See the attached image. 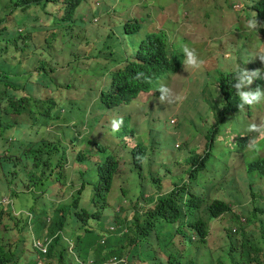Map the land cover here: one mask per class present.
I'll list each match as a JSON object with an SVG mask.
<instances>
[{
    "label": "rangeland",
    "instance_id": "1",
    "mask_svg": "<svg viewBox=\"0 0 264 264\" xmlns=\"http://www.w3.org/2000/svg\"><path fill=\"white\" fill-rule=\"evenodd\" d=\"M17 1L0 0L2 28L8 29L12 40L17 39L21 32L30 31L33 34L32 41L24 49L14 46L7 48L8 37H0V95L5 90L3 83L9 89H17V98L25 94L35 95L44 102L52 91L58 108L53 113V119L47 121L44 118L47 107L33 113V117L38 119L36 126H32L30 119L15 116L4 117L1 122L9 128L0 130V202L9 199L10 205L0 206V246L4 251L14 254L13 262L34 263L31 236L27 228L23 227L25 210L32 209L41 214L45 207L51 212L57 203H64L75 196L82 182L90 183L83 193L82 203L85 207L88 206L86 198L94 195V186L99 183V178L93 162L87 161L88 171L76 177L71 174L72 162L65 164L67 169H63V172L59 171L63 166L54 168L57 155L51 156L50 165L45 169L44 162L47 154L52 153V147L45 146L41 154L37 152L41 148L38 143L73 140L74 128L80 132L83 126L87 128L86 132L96 130L92 136L83 133L85 141L110 146L109 154L120 159L121 163L120 175L114 179L108 197L109 206L101 211L102 220L96 222V229L109 224L120 206H132L137 202L142 213L153 207V204L142 205L137 198L140 193L154 195L158 192L153 179L159 178L163 181L164 191H168L170 185H186L192 193L206 196L208 203L218 196L217 190L223 186L219 196L223 197L227 190L230 191L226 199L230 202L236 198L235 192L241 199L237 212H248L247 220L240 228L244 233L238 237L231 234L238 225L235 212L221 217V229L218 226L211 228L207 244H188V236H178L173 248V252L180 257L177 264H242L240 254L247 239L263 249L264 176L256 172L247 174V165L264 159V139H259L257 150L251 151L248 143L246 148L240 149L234 137L243 135L249 141L256 135L248 132L247 128L253 122L264 121V99L231 115L222 124V98L217 85L221 74L235 72L238 67L260 69L264 75V63L258 57L254 58L257 48L264 47V38L259 31L247 28V21L253 13L251 7L262 0H98L102 5L98 13H93L91 5H83L76 14L77 21L69 25L57 23L65 15L63 0L52 5L43 2L37 6L41 11L47 8L48 14L34 9L36 5L26 12L17 11ZM83 11L88 13L86 22L81 16ZM51 15L54 18L52 22ZM93 18H98L97 25L93 24ZM136 21L141 30L125 35L124 25ZM159 32L165 34L169 59H172L170 56L175 51L184 54L183 49L187 47L195 50L204 64L200 70L187 72L182 68L178 74L168 75L161 80L159 85L167 84L179 94L181 99L178 102L159 104L157 88L150 94L139 95L131 104L138 111L146 110L145 113L141 112L140 119H137L136 110H127L132 119L127 134L129 138L133 136L129 145L139 143L145 149L140 168H137L133 163L132 149L126 147V143L119 138L121 136L106 131L99 94L109 86L110 71L122 69L131 61L129 56L133 54L128 56L126 50L133 48L136 53L147 34ZM38 73L45 76L40 79V83L35 84L31 93L27 91L26 85H32ZM3 75L8 80H3ZM257 86L264 91V79L254 80L249 89L254 90ZM114 111L118 113L120 109ZM105 115L110 117V113ZM171 121H176L174 127L170 126ZM217 128L220 137L217 135L218 140L210 149L211 154L205 162L206 169L200 171L190 185L191 157L204 154L207 150V135ZM177 144L180 148L176 147ZM59 150L61 152L63 149ZM94 155L102 163L107 157L97 152ZM52 169L63 174L54 173L49 177ZM34 178L37 181L43 179L44 185L48 187V195L40 194L42 190L34 187L30 192H25V187L39 184ZM54 178L68 187L51 193ZM11 193L16 194L12 196ZM208 203L203 205L204 210ZM236 203L234 201L233 205ZM7 208L16 213L21 212L18 216L20 221L13 223V227L7 223L12 220ZM201 215L203 219H208L207 212ZM22 227L24 233L14 231Z\"/></svg>",
    "mask_w": 264,
    "mask_h": 264
},
{
    "label": "trees",
    "instance_id": "2",
    "mask_svg": "<svg viewBox=\"0 0 264 264\" xmlns=\"http://www.w3.org/2000/svg\"><path fill=\"white\" fill-rule=\"evenodd\" d=\"M56 1V2H55ZM89 0H63L65 6V15L63 19L58 20V24H74V17L76 16L77 10ZM42 2L48 4L57 3V0H18L15 5V9L18 11L26 12L30 10L33 5H40ZM253 12H256L258 18L264 20V0L256 4L253 7ZM58 17V16H57ZM7 20V19H6ZM54 20L51 15L50 22ZM8 22V21H7ZM141 28L134 26V24H127L124 27L126 35L137 33ZM259 34L264 38V29L259 30ZM32 32H22L17 39H11V33L8 29L2 28V22H0V37L7 36L6 47L12 46L16 48H27L29 42L32 41ZM164 33L159 32L158 34L149 33L145 36L144 40L139 44L138 49L130 62L122 68L121 71H116L111 74V93L102 94L100 97V106L104 109H112L121 105H128L131 103L140 93H150L158 83L165 79L168 75H176L182 69L181 62L184 59V54L181 51H175L168 58V46L164 37ZM45 74L36 76V79L32 81V85H26V89L29 92L34 91L36 83H40V79ZM235 72L221 74L217 80L218 89L222 97V112H221V123H225L231 115L240 112L238 108L239 97L237 91L232 87L235 83ZM32 75L29 79L31 80ZM3 80H8L7 76H2ZM2 82V81H1ZM4 93L0 95V130L9 128L8 126L2 125L1 122L4 117H21L27 118L32 121V126L38 124V119L33 117V113L39 112L40 108L47 107V111L44 114L45 120L53 119V113L57 110L58 106L54 101V93L47 97L46 101H41L40 97L35 95H27L17 98L18 94L16 88L12 87L9 89L6 83ZM46 87H49L48 85ZM48 89V88H47ZM247 106V105H246ZM245 106V107H246ZM219 132V128L212 131L208 136L209 143L207 144V154L204 157L201 164L198 165L197 170L191 171L190 175L196 176V173L205 167V161L209 159L210 149L214 146L216 140V134ZM248 137H241L238 141V146L241 149L247 147ZM39 145V143L37 144ZM49 144L43 143L41 148L37 150L41 154L42 147ZM94 145L97 147V151L100 154H105L107 157L104 163L98 165L99 169V183L96 185L95 202L106 205V200L111 189L113 177L118 170L119 164L115 157L109 154V150L101 147L98 144ZM142 146H137L133 151L135 163L137 157L141 152ZM91 152L88 150H81L77 152L76 160L79 162H85L91 157ZM193 164H197L196 160L193 159ZM37 165H39L37 163ZM260 176H264V159H258L248 164L247 173H252ZM84 173H80L82 176ZM85 185H82V188ZM80 194V192H79ZM189 199L183 204V195L179 196V193H174L160 200L156 207L149 210L146 213V220L144 224H140V216L136 215L135 220L130 226V234L123 236L122 238H112L108 241L106 246L98 247L96 254H94L95 263H103V258H109L116 254H123L124 250H127L125 245H128V249L136 245L138 240L146 239L150 234L154 233L158 247L153 251H150L145 258L138 256V250L132 251L131 260L138 258L141 262L157 260V256L160 252L165 251L171 246L175 245L174 235L172 230L167 231L162 237L163 224L168 226L179 223V231L183 232L184 223H182L185 217L190 219V226L197 232L201 239H205L208 235L207 224L202 219H199V211L202 205L206 202V199L195 193L188 191ZM179 196V197H178ZM231 210L230 205L226 202V198L214 199L209 207L208 211L212 218H219L224 213ZM75 212L80 222L87 226L91 219L101 220L102 216L98 214H89L85 210H80L79 199H74L72 205L70 203L59 204L54 210L53 214L50 215L48 223L43 221L42 218L46 217L45 212H41L40 217H37V221L34 222L35 233L40 234L46 230V233L50 235L56 234L62 230L67 221V217L70 213ZM237 218V217H235ZM1 220V217H0ZM36 220V217L34 218ZM159 225V226H158ZM184 233V232H183ZM244 230H242V233ZM185 234V233H184ZM245 237V236H244ZM264 238V234H263ZM99 239L98 234L91 228L87 227L84 230V234L79 237V243L76 250L81 259L85 260L88 257V250L91 246L95 245ZM66 244L58 237L52 246L49 248L48 258L57 259V264H68L66 258ZM103 257V258H102ZM14 254L10 252H4L0 247V264H13ZM240 260L242 264H264V248L261 249L251 243L249 239L244 240L242 245V253L240 254ZM220 264H223L220 262Z\"/></svg>",
    "mask_w": 264,
    "mask_h": 264
},
{
    "label": "clouds",
    "instance_id": "3",
    "mask_svg": "<svg viewBox=\"0 0 264 264\" xmlns=\"http://www.w3.org/2000/svg\"><path fill=\"white\" fill-rule=\"evenodd\" d=\"M57 2H58V0H57ZM40 5H36V7L33 6L32 8L35 7L34 9L40 10L39 8H37V6H40ZM83 5H91V10L93 11V13H98L100 11V9L102 8V5H101L100 1H98V0H96L95 2H92V0H89L88 2L84 3ZM255 5L256 4H254L251 7V11L253 10V7ZM63 6H64V4H63ZM78 10H77V12H78ZM41 12L48 14L47 8H45L44 11H41ZM81 16L83 17V21L86 22L87 21V17H88V13L87 12L81 13ZM258 20L261 21V22H264V20L258 18V15H257L256 12H253L252 13V18L247 21V28L249 30H253V31H257V32L259 31V29L263 30L264 28H262V27H264V24H261ZM74 21L75 22L77 21L76 16L74 17ZM98 23H99L98 18H93V24L97 25ZM127 24H134V26H138L139 27L137 21L135 23L128 22V23H126L124 25V27ZM126 52H127L128 56H129V54H133L132 56H129V60H132L133 56L135 55V50H133V48H129V49L126 50ZM183 52H184V59L181 62V64H182V68H183L184 71L188 72V71L193 70V69L194 70H200L202 68V66L204 64V61L198 58L195 50L185 47L183 49ZM256 57L259 58V61L261 63H264V47L257 48V50L255 52V55H254V58H256ZM123 63L115 65L114 68L122 65ZM121 70L122 69H117V70L115 69L114 71H110L109 74L107 73L109 75L110 83H109L108 88L105 89V92H100L99 100H100V97H102L101 95L103 93L104 94H110L111 93V74H113L116 71H121ZM234 79H235V83L232 84V87L236 89L237 95L239 97V101H240L239 104H238L239 110L242 111L246 107L258 104V103L261 102L262 99H264V91H262L259 86H257L254 90H250L249 89V86L253 84L254 80H256V79H264V75H262V72H261L260 69L247 70L245 68L241 69V68L238 67V68L235 69ZM159 83H158V85H159ZM158 85L152 91H154V90H156L158 88L157 91L159 92V96L157 97V102L159 104H169V105H171L173 103L178 102L181 99L179 94L175 93L173 88L170 87L169 85H167V84H160L159 86ZM150 93H140L139 95H141V94H150ZM139 95L137 96V98L139 97ZM137 98H135L128 105H121V106H118V107H115V108H112V109H104V108H102L103 111H104V114L102 116L104 118L106 131L108 133H110L111 135L121 136L119 138L126 143V147H130L132 149V157H133L134 165L137 168H140V162L142 160L141 157L144 155L145 149L139 143H137V144L135 143L132 146H130L129 142H130V140H131V138L133 136L131 138H129L130 136L127 134V133H129V128H130L129 126H130V123L132 122L131 117L128 116L127 110L134 109V107H132L131 104ZM116 109H120V111L118 113H115L114 110H116ZM123 111H125V113H122ZM141 112L145 113L146 110L137 111V116H138L137 119L141 118ZM105 113H110V117L108 118L105 115ZM124 120H126L127 123H125ZM134 123H135V121H134ZM106 124L108 126H110L109 129L106 126ZM175 125H176V121H171L170 122V126L171 127H174ZM86 131H87V128L85 126L82 127L80 132L77 131L74 128V134H75L76 138L74 137L73 140L64 139V141H61L60 139H58L57 142H55V143H45V144H49L48 147H52V153L51 154H47L46 161L44 162L45 169H47L48 166L50 165L49 161H50L51 156L52 155H57L56 156L57 159L55 160L54 168H55V166H56V168H61V166H63L61 169H59V171L63 172V169L66 170L67 169V165H65V164H70L72 162V165H71V171L72 172H71V174H74V175H76V177H78V176H80V173H86L88 171V168L86 166V162L90 161V162H93L94 165H96V170H97V174H98V178H99L98 165L100 164L101 160L97 159L96 156L94 155L95 152L98 153L97 147L94 145V143L98 144V145H100V144L96 143L95 141L91 142V140L85 141V138L83 136L85 133L88 136H92V135H94L96 133V130H92L90 132H86ZM247 131L250 132V133H255L256 134L253 137H251L249 139V141H248L249 150L255 151L258 148V140L259 139H264V121H261L260 123L253 122V123L249 124L248 128H247ZM217 135H219V132H217V134H216V140H218L217 139ZM219 137H220V135H219ZM241 137H246V136L240 135L239 138H241ZM239 138L238 137H234V139H235L234 141L238 142ZM74 140H75V142H74ZM215 141H214V143H215ZM208 143H209V140L207 138L206 147H207ZM39 145H43V143L42 144L39 143ZM139 145L142 146L141 147L142 150L139 153V156L137 157V161L139 160V163H137V162L135 163L134 156H133V151ZM45 146H47V145H44L43 147H45ZM100 146L104 147L105 149H108V150L110 149V146H107V145H103V146L100 145ZM176 147L180 148V145L177 144ZM59 148H62L63 150L60 152ZM81 150H88L92 154L91 157H89V159L87 161H85V162H79V161L76 160L77 152L81 151ZM207 150H208V148H207ZM207 150H205V152H204V154L202 156H196L195 155V156L191 157V165H192V170L191 171H193V170L195 171V170L198 169V165L202 163L204 157L208 153ZM210 153H211V151H210ZM193 159L196 160L197 164H193ZM116 160L118 161L119 167H118V170H117V172L115 173V175L113 177V181H112V185H111V189L109 191V194H110V192L112 190L114 179L120 175V169H121L120 159L116 158ZM34 167H36V165H34ZM205 169H206V167H204L201 170H199L196 173V176H194V177L189 174L190 182L188 184L191 185L192 184L191 181L195 180L197 175H198V173L200 171L205 170ZM59 171L56 172L54 169H52L50 171L51 173L49 174V177H52V174H54V173L62 175L63 173L62 172L60 173ZM247 174H249V173H247ZM42 175H43V173H41V176ZM69 179H70V177H69ZM37 182H39V184H35V186L33 185V186H30V187H25L24 188L25 192H30L32 187H34V188H39V189L42 190L40 192V194L48 195L47 191H46L48 187H46L44 185L43 179L40 180V181H37ZM153 182L158 186L157 187L158 192H156L154 195L147 194V193H140L139 197L137 198V200L139 199V201L141 202L142 205L146 206V204H150V205L153 204L154 205L153 207H150L147 211H145V213H142L138 209L137 202L135 204H133L132 206L131 205L120 206V207H118L116 209L115 214L113 215V217L110 218V223L107 224L105 227H103L101 229H96L95 224H96V222H100L102 220V218H101L100 221H98L97 219H91L89 221L88 225L84 226L80 222V220L77 218L75 212H72L67 217V221H66L65 227L62 230L58 231L56 234L50 235L49 233H46V230L42 231L40 234H36L35 233L34 222L37 221V217H40L41 214H37L32 209L25 210L24 211L25 223H24L23 227L27 228V232L30 233V236H31L30 244L32 245V248H33V250L35 252V255H34V258H33V261H34L33 264H57V259L56 258L55 259L54 258L53 259L48 258L47 255L49 253V248L52 246V244L54 243V241L58 237H60L62 239V241L66 244V247H67L66 248V254H67L66 258H67L68 264H96L95 263V258L93 256H94V254H96V252L98 250V247L106 246L108 241L110 239H112V238H122L123 236H125L127 234H130V226L134 222L136 215L140 216V224L143 225L144 221L146 220V213L149 210L154 209L156 207V205L160 202L161 199H163V198H165V197H167L169 195H172L174 193H179V196L183 195L184 196L183 197V204L186 203L187 196L189 195L188 191H190V190H188L186 185H170V188L168 189V191H164V185H163V181L161 179H159V178L153 179ZM83 184L85 186L82 188ZM216 184H220V183L216 182ZM216 184L214 185V187L216 186ZM70 185H71V183H70ZM86 185H90V183L82 182L79 185V188H78L79 190H77L75 192L76 195L72 196L69 201H66L64 203H70V205H72L73 200L77 198V199H79L80 210H85L89 214H98L99 217H100V216H102L101 211L105 210L109 206L108 198L106 200V205L104 207L102 206V204H97L95 202V193H96L95 187L96 186H94V195L92 197H87L86 198L85 202H86V204L88 206L85 207L86 205H83L82 201H83V193H84V191L86 189ZM196 186L200 187L199 185H196ZM64 187H68V186L65 185V184H62L61 181H59L57 178H54L53 182L51 183V188H52L51 193L55 192V190H59L60 188H64ZM222 188H223V186H220V188H218V190H217L218 191V196L216 198H214V199H222L223 200V197H225L226 199L229 198L228 195L230 194V191H228V190L226 191V193H225V195L223 197L219 196V193H220ZM248 188L251 191V186H249ZM212 189H213V187H212ZM209 190H211V189H209ZM121 191H123V190H121ZM79 192H80V194H79ZM11 194L13 196L16 193H11ZM234 195L236 196V198L233 201H230V202L226 201L230 205L231 210L226 212V213H224L221 217H223L225 214H229V213H233V212L237 213L238 216L234 215V217H237V218H235V222H237L238 225H237V227L232 229V233L231 234H232L233 237H238L242 233L243 229H240V228L242 227L244 222H246V220H247L246 213H248V212H246L245 210L242 211V214L237 212L236 208L240 206L241 199L238 198V196H237L238 194H236L235 192H234ZM108 197H109V195H108ZM204 198L206 199V196ZM262 199L264 200V192L262 194ZM58 201L59 200H56V202H58ZM212 201H210L208 203L207 200H206V202L204 204L208 203L210 205V203ZM234 201L237 202L235 206L233 205ZM35 202L37 203V200H35ZM56 202H53V204L56 203ZM59 204H63V203H57L55 205V207H54V210L56 209V207ZM8 205H10L9 199L8 200L2 199V201L0 202V206H7L8 207ZM203 205H202L201 210L199 211V219H202L204 222H206L207 228H208L207 229L208 235L206 236L205 239H201V237H199L197 232L190 226V219L188 217H185L183 219L182 223H184L183 232L185 233L186 236H188V241L185 240L188 244L190 242L192 244L193 243H197V242H199L201 244H207V242H209L210 237H211V228L215 227V226H218V228L221 229V227L219 226V220L221 219V217L212 218L210 216V214H209V211H208L209 205H208V207L205 210L203 209ZM129 206H131V207H129ZM7 210H8V214L12 218V220L8 221L7 223H10L12 225V227H13V223H17L18 221H20V219H18V216L21 214V212L20 213H16V212L12 211L10 208H7ZM54 210L49 212L45 207L42 208L41 212L42 213L43 212L46 213V217L42 218V220L46 221L48 223V219L50 220V215L53 214ZM203 212L204 213L207 212L208 219L205 220V219H203L201 217L202 216L201 214ZM263 212H264V210H263ZM131 213H132V216L129 217V214H131ZM1 215H2V213H0V217H1ZM35 217H36V220H34ZM244 217H246V218H244ZM23 227L21 229H19V230L16 229L14 231L16 233H18V234H21L22 232L24 233L25 231H24ZM87 227L93 229L98 234L99 239H98V241H97V243L95 245H93V246H91L89 248L88 257L85 260H83V259L80 258L79 254H78V252L76 250V247H77V245L79 243V237L84 234V230ZM169 230H172V233H173L174 239H175V243H176L177 237L184 234L183 232L179 231V223H177L175 225H172V226H168L167 224H163V229H162V233H160V236L162 237ZM222 230H223V228H222ZM163 231H165V232H163ZM221 235L224 236V233H222ZM151 238H152V240H151ZM145 240H146V243L143 244V242ZM36 242L42 243L43 246L46 247V252L45 253L34 246V244ZM122 244L125 245V247L127 248V250H124L123 254H121V255L114 254V255L110 256L109 258H107V259L102 257L103 258V263H101V264H177L178 263V259L180 258V257H178L176 255L175 252H173V248H174V245H173L170 248L166 249L165 251L160 252L158 254L157 260L155 262L149 261V260L146 261V262H141L138 258H136L134 260H131L132 251H134L135 249L138 250V256H140L141 258H145V256L150 251H153L155 248L158 247V243H157V240H156V237H155L154 233L150 234L144 240H138L136 245L132 246L130 249H128V245H126L124 243H122ZM142 245H143V248H141ZM2 250H3V248H2ZM4 252H9V251H4ZM10 253H12V252H10ZM9 264H11V263H9ZM13 264H15V263L13 262Z\"/></svg>",
    "mask_w": 264,
    "mask_h": 264
},
{
    "label": "built area",
    "instance_id": "4",
    "mask_svg": "<svg viewBox=\"0 0 264 264\" xmlns=\"http://www.w3.org/2000/svg\"><path fill=\"white\" fill-rule=\"evenodd\" d=\"M34 246H35L36 248H38L39 250H41L42 252H44V253L46 252V247L43 246L42 243L36 242V243L34 244Z\"/></svg>",
    "mask_w": 264,
    "mask_h": 264
},
{
    "label": "crops",
    "instance_id": "5",
    "mask_svg": "<svg viewBox=\"0 0 264 264\" xmlns=\"http://www.w3.org/2000/svg\"><path fill=\"white\" fill-rule=\"evenodd\" d=\"M83 13H84V11H83ZM134 110L138 111L137 108H134ZM138 113H139V112H138Z\"/></svg>",
    "mask_w": 264,
    "mask_h": 264
}]
</instances>
